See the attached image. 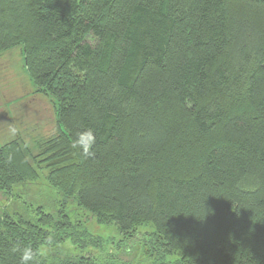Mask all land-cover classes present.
Returning <instances> with one entry per match:
<instances>
[{
  "label": "trees",
  "instance_id": "obj_1",
  "mask_svg": "<svg viewBox=\"0 0 264 264\" xmlns=\"http://www.w3.org/2000/svg\"><path fill=\"white\" fill-rule=\"evenodd\" d=\"M17 47L56 131L0 144V191L62 198L0 215V264H264V0H0Z\"/></svg>",
  "mask_w": 264,
  "mask_h": 264
},
{
  "label": "rangeland",
  "instance_id": "obj_2",
  "mask_svg": "<svg viewBox=\"0 0 264 264\" xmlns=\"http://www.w3.org/2000/svg\"><path fill=\"white\" fill-rule=\"evenodd\" d=\"M35 86L30 80L24 67V58L21 48L17 47L0 54V144L6 141L20 137L24 143L30 147L34 145L37 139H46L55 133V124L45 119L46 109H50L48 101L43 95L35 94ZM49 120V121H48ZM44 173L46 171H43ZM36 182H30L23 186H16L14 196L8 197L0 191V215L5 210L20 212L23 214L27 207V202L34 205H42L47 210L56 213L61 194L50 186L44 175ZM21 196V197H19ZM72 211L85 223L95 236H101L104 239L103 248L105 251L92 249L91 252L100 259L113 252L114 242L123 237L114 226L100 224L96 219L85 211ZM141 232H149V228ZM128 253L116 251L123 261L140 262L141 264H154L146 254L143 247L133 244ZM73 246L66 243L65 246L55 248H42L41 257L62 258L69 257ZM74 253V252H73Z\"/></svg>",
  "mask_w": 264,
  "mask_h": 264
}]
</instances>
